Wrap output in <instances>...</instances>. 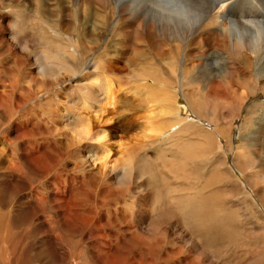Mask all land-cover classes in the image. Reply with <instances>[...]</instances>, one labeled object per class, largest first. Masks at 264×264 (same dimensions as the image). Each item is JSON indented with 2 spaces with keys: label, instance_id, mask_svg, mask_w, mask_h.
Here are the masks:
<instances>
[{
  "label": "bare ground",
  "instance_id": "obj_1",
  "mask_svg": "<svg viewBox=\"0 0 264 264\" xmlns=\"http://www.w3.org/2000/svg\"><path fill=\"white\" fill-rule=\"evenodd\" d=\"M11 1L18 6L13 27L0 16V264H264V117L251 129L252 105L243 129H258L261 144L239 134L245 145L232 146L244 101L259 89L264 93V22L228 25L225 0H166L152 7L148 19L132 20L122 15L124 8L112 14L102 0ZM57 5L74 10L75 18L63 15L59 23L51 9ZM95 10L103 20L93 29ZM28 12H34L30 22L40 25L32 40L17 30ZM51 19L57 25L48 24ZM114 20L121 22L125 45L113 47L119 56L101 66L92 55L106 46L99 31ZM80 22L78 31L73 25ZM212 52L223 54L225 65L205 80L199 69ZM120 61L127 64L121 78L131 76L144 99L161 107L165 129L157 137L142 133L113 160L110 151L103 158L88 152L85 167L71 163L81 154L79 143L95 145L100 122L111 120L78 113L68 93L66 103L75 110L62 115L51 109L52 97L79 86L93 101L88 108H99L88 74L107 72L110 64L120 73ZM39 109L50 122L29 126L25 111ZM41 136L46 148L36 143ZM143 138L155 139L150 142L158 154L144 152ZM172 140L168 148L162 145ZM223 153H233L232 168ZM203 161L210 170L200 188ZM60 172L78 174L77 187L72 178L55 185L52 177ZM170 179L177 186L171 188ZM250 205L262 225L252 222ZM247 243L263 246L254 250Z\"/></svg>",
  "mask_w": 264,
  "mask_h": 264
},
{
  "label": "rangeland",
  "instance_id": "obj_2",
  "mask_svg": "<svg viewBox=\"0 0 264 264\" xmlns=\"http://www.w3.org/2000/svg\"><path fill=\"white\" fill-rule=\"evenodd\" d=\"M165 1L166 0H102L103 3H106L105 6H107L110 9L112 14H114L117 10L124 8L123 10H125V11H121V13L126 18H129V20H132L133 17L135 19H139V17H142L143 19L144 18L148 19L147 14L152 9V7H154V5H156V3H165ZM180 1H184V0H180ZM197 1L204 2L206 0H197ZM0 2L2 3V4L0 3V7H1L0 8V16L1 15L3 16V18H4L3 22H5V24H7V26L9 25V26L13 27L12 26V24H13L12 20H14L13 17H14V15H16V9H18V6L16 5V3L14 1H11V0L10 1L3 0V2H2V0H0ZM225 2H226V4L227 3L229 4L225 10L226 12L224 11V15H225L224 21L228 25L232 24L233 27L238 26V25H242V24H243V26H247V25H250L249 23H258V24L262 25V23L264 22V11H263L264 10V0H225ZM51 9L52 10L56 9V11L58 12V22L59 23L62 22L63 15L64 16L67 15L71 19H74L75 15H76V12L74 10L70 11L68 13L62 11L61 7L59 5H57L56 8L52 7ZM94 12H96L95 16H93L91 14L92 15L91 26L93 29H95L97 23L100 25L102 20H103L102 15H99L96 17L98 12L96 10ZM33 13L28 12L25 16L26 17L25 23L24 24L22 23L19 26L20 28L17 27V30H19L20 34H22L23 36L26 35L25 36L26 39H27V37H28V39L29 38L34 39L35 37H37V31H38V29H40L39 23L34 24V23L30 22V20L32 19V16L34 15ZM67 20L68 19H66L64 22H67ZM52 21H53L52 19L49 20L48 24L57 25L56 22L53 23ZM7 22H9V23H7ZM64 24L67 25L68 23H64ZM82 25L83 24L80 22V23H75L73 26L75 28H77L78 31H81L84 28V25H83V27H82ZM119 25H121V22L116 23L114 20L111 23V21H109V22H107V25L105 27H102V30L99 31V33H100V44L102 42H105L104 45H106V46L103 47L99 52H94V54H93L94 56L92 55L93 58L97 59L96 64H101V66H102V64L105 65L106 61L108 59H111V57L112 58L115 57V59H117V56H119V51L117 49H119V50L123 49V45H125V42L122 39L125 36L119 35V32H118V28L121 27ZM135 27H137V25L134 26V28ZM61 30H62V28L58 29L57 31L60 34H63V32ZM51 36H53V34H51ZM32 39H29V40H32ZM120 40H122V41H120ZM74 41L78 42V40L76 38L74 39ZM133 43H132V41H130L131 46L133 45ZM113 45H116L117 47L113 46ZM113 47H115L117 49H115ZM129 52H130V50L128 51V54H127L128 56L130 55ZM124 61H120V69L118 70V71L122 70V72H120V73L116 72L114 69L115 66L110 64V66L108 65V67L106 65V69H107L106 71L107 72L100 71V73L105 75V76L101 75L99 72H94V71H91L88 74L89 76L91 75L89 82H92V85H93L92 87L94 88L93 93H94V102L95 103H93V104L99 103L98 106H99V108H101V110L98 107H96L95 105L92 108H88L89 104H91L93 101H90L89 99L84 98V95L81 92L83 90H81L79 86H73L69 89L67 88V92L61 91L60 94L56 93L57 95L56 94L53 95L51 109L52 110L57 109V111L60 112L62 115L64 114L63 111L71 108L70 104L66 103V96L68 93L72 99L73 108L78 109L79 110L78 113L84 112V116L87 113L88 115L86 114L87 115L86 117L88 119L90 117L92 118L93 116H96V115L100 116L102 114V118H104L103 121H106V120L110 121L111 120L110 121L111 123L110 122H100L99 129L97 131H98L99 135L101 136V140L99 139L98 141H96L95 145H87V143H83L82 141L79 143L78 150L80 151L81 154H80V156L70 158L69 161L71 163L83 164V166L85 167L84 162H83L84 161L83 154L85 155L88 152H95L100 158H103V157H105L104 155H105L106 151H110L109 152L110 153L109 158H111L113 160L119 154L122 153L123 149L125 148L124 144L131 143V142L136 143V142L140 141V136L142 133H145L146 135L152 134V136H153V135L159 133L161 130L165 129L163 124H166V123H165L164 119H162L164 116L159 114V110L161 107L159 105H157V102L146 101L144 99V93H142L143 91L141 89L137 88V85H136L137 82H135L131 76H124L123 78H121L122 75L126 74L124 72L123 68L127 64ZM202 61H203L202 67L199 69V71H200L201 76H203V78L205 80H208L211 78L215 79L214 77L217 76L218 74H221V72H222L221 69H223V67L225 65V58H224L223 54H221L220 52H215V53L212 52L211 54H208L207 56H205L204 60H202ZM135 65H137V64H135ZM141 65H142V62L139 63L140 67H141ZM139 66H135L134 71L136 69H139ZM130 69H133V68H130ZM218 69H220V70H218ZM94 74H96V75L94 76ZM101 76H102V78H101ZM206 76L208 79L205 78ZM94 79H96V80H94ZM97 79L100 81L99 82L100 85L99 84L97 85V83H98V82H96V81H98ZM181 79L183 80V82L185 84H187L185 77H183ZM103 82H104V84H103ZM105 82H108V83L105 84ZM21 85L27 86L28 83L21 81ZM100 86H102V87L100 88ZM60 87H62V86H60ZM106 87L107 88L109 87V88L107 89ZM98 88L101 90H98ZM105 88L107 90L110 89L107 99L104 98V91L103 90H105ZM144 92H145V90H144ZM256 92H257L256 94L251 95L250 97H248L244 101L243 109L240 113L241 118L238 122L236 121V123L234 125L235 127L232 131V139H233L232 140V146H234V147H236L237 145L238 146L245 145V143L241 142L240 140L237 141L239 134H246L248 136L252 135V137L254 138L253 139L252 137H250V139L252 141L251 143H253L252 145L261 144V141H260L261 138L259 137V133H257L258 129L256 130V133H251V132L249 133L248 132L249 127L246 130L243 129L244 124H245V122H243V121L244 120L246 121L247 119H249L248 113H249L252 106H253V108L251 109V112H254V113H251V112L249 113L251 115V121H250V125H249L250 128L251 129H252V127L257 128L256 127L257 125H262V121H259V120L260 119L262 120V118L264 117V96H263L264 93L262 91H260V89ZM183 104H184V101L179 99L177 105L184 106ZM81 105H82V107H80ZM84 106L86 107V109L87 108L88 109L86 110L85 108H83ZM73 108H71V109H73ZM81 108L83 109V111ZM75 109H73V110H75ZM78 110H76L75 112H77ZM98 111H99V113H98ZM100 111H102V112H100ZM37 113L40 116L37 115ZM188 116H190V115H188ZM25 117L29 121V122H27L29 126H31L32 124L35 126H38V124H41V123L46 124V123L50 122V120L48 119V116L45 114V111H43L42 109L41 110L39 109L36 112L25 111ZM36 118H37V120H36ZM42 118H44L43 119L44 121H42ZM190 118H192V116H190ZM255 119H257V120H255ZM30 120H31V122H30ZM125 121H127V122H125ZM124 122L126 124H128L130 127L132 126L131 130L124 129L125 125H126ZM111 126H113L118 133H116V131H114V130H111L112 129ZM149 126L152 127V130L149 132L144 131V129H146ZM137 127H139V128H137ZM204 127L209 129L207 131L211 130V126L209 127L208 125H206V126L204 125ZM107 128L110 130V132H109L110 134H108V135L106 132ZM204 130H206V129H204ZM129 131H130V133H129ZM124 132L128 133V134H124ZM112 134H114L116 137H113ZM135 134H137V135H135ZM129 135L130 136L132 135L131 136L132 138ZM138 135H139V139H138ZM106 136H107V139L109 142L106 143V145H102V142H103L102 138H105ZM155 137H157V136L155 135ZM177 137H175V138H177ZM188 137H189V135H185V138H188ZM175 138L173 140H175ZM124 139H126V140L124 141ZM218 139H219V144H221V146H223V141H221L220 138H218ZM36 140H37L36 143L38 145H40L42 148L47 147L44 136H41V137L37 138ZM143 140L145 141L144 144L146 145V147L143 148L145 150L144 152H146L150 155L158 154L157 153L158 151L155 150L156 149V147L154 145L155 142H153L155 139L143 138ZM143 140H141V141H143ZM150 140H153L152 144H151ZM173 140H172V143L168 141L166 144H162V145L168 148V145L173 144ZM90 143H93V142H90ZM129 146H131V145H129ZM238 150H240V149H238ZM233 153L234 154L236 153L235 149H234ZM233 153H230V155H228L229 153H223V155L227 161L226 166H228L229 168H232ZM203 162L205 164L200 163L201 166H199L200 167L199 172H200V174H202V178H201L202 181L200 182V188L203 185H204L203 187H205V185H206L205 181H206V177L208 175L207 172H209V170H210V163L208 161H203ZM203 166H204V170H203ZM77 175L78 174H75L72 172H63V173L60 172V173L56 174V176L52 177V180H53L52 182L55 185H56V183H59V182H62L64 185H67V183H66L67 179L72 178L71 179L72 180V187L76 188L78 181L75 178V176H77ZM237 175H238V173L236 174V176ZM203 177H205V178H203ZM168 182L170 183L171 188L177 186V183L173 182L172 179L168 180ZM208 189H210V188H208ZM208 189L203 190L202 194L205 193L206 191H208ZM173 198H176V194L173 195ZM124 202H125V200H124ZM255 204L258 206L259 202L257 201V202H255ZM119 206H121L120 203H119ZM249 207H250L249 209H250L251 214H252V222H254V224L255 223L260 224L259 219L256 218L258 214L254 213V210H253L255 208L251 205ZM253 218H256V219H254V221H253ZM260 225H262V224H260ZM247 244L249 245V247L251 246L254 250H261L262 248L261 249H257V248H260L261 246H263V244H261V243H258L257 246H253L255 244L252 245L251 243H247ZM205 250L209 251V248H207Z\"/></svg>",
  "mask_w": 264,
  "mask_h": 264
}]
</instances>
